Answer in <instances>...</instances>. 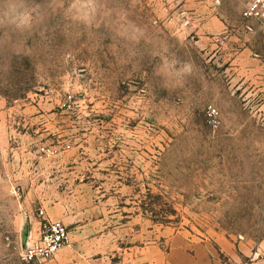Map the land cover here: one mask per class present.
<instances>
[{
    "label": "rangeland",
    "instance_id": "374dc122",
    "mask_svg": "<svg viewBox=\"0 0 264 264\" xmlns=\"http://www.w3.org/2000/svg\"><path fill=\"white\" fill-rule=\"evenodd\" d=\"M246 2L0 0V264H33L39 210L63 206L129 218L132 241L264 239V25Z\"/></svg>",
    "mask_w": 264,
    "mask_h": 264
},
{
    "label": "crops",
    "instance_id": "0c3cea01",
    "mask_svg": "<svg viewBox=\"0 0 264 264\" xmlns=\"http://www.w3.org/2000/svg\"><path fill=\"white\" fill-rule=\"evenodd\" d=\"M254 60L255 64H262L261 60ZM258 70H264L263 65ZM46 213L52 219L62 220L68 227L73 225L70 229L72 245L61 249L50 264H70L66 255L72 252L78 258L76 264H264V239L249 244L221 235L216 238L219 250L213 247V242L196 239L185 232L174 233L165 242L157 239L162 233H155L154 239L148 242L137 241L134 235L132 241L129 218L127 223L110 227L104 223L103 216L94 218V204L74 213H69L68 206H63L59 215L49 209ZM39 226L37 219L36 233ZM164 245L168 250H164ZM86 254L91 256L85 257Z\"/></svg>",
    "mask_w": 264,
    "mask_h": 264
},
{
    "label": "built area",
    "instance_id": "2783aa9c",
    "mask_svg": "<svg viewBox=\"0 0 264 264\" xmlns=\"http://www.w3.org/2000/svg\"><path fill=\"white\" fill-rule=\"evenodd\" d=\"M243 18L264 25V0H247ZM205 117L210 127L220 126L221 112L214 104L208 105ZM39 217L40 226L36 235H29L21 248L20 258L26 263L42 264L52 260L61 249L72 242L71 230L62 220L50 218L44 209L39 210Z\"/></svg>",
    "mask_w": 264,
    "mask_h": 264
}]
</instances>
